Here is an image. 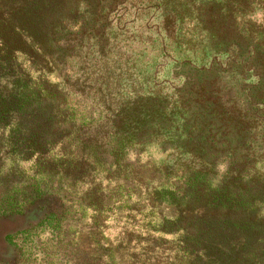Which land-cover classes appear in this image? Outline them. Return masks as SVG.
<instances>
[{
	"label": "trees",
	"instance_id": "1",
	"mask_svg": "<svg viewBox=\"0 0 264 264\" xmlns=\"http://www.w3.org/2000/svg\"><path fill=\"white\" fill-rule=\"evenodd\" d=\"M7 126L89 183L90 264H264V0H0Z\"/></svg>",
	"mask_w": 264,
	"mask_h": 264
},
{
	"label": "rangeland",
	"instance_id": "2",
	"mask_svg": "<svg viewBox=\"0 0 264 264\" xmlns=\"http://www.w3.org/2000/svg\"><path fill=\"white\" fill-rule=\"evenodd\" d=\"M17 1L6 0L11 7ZM200 13L202 18L211 16L204 9ZM165 71L190 75L188 69L173 64ZM8 130L9 126L0 129V137L7 136ZM35 159L16 156L7 140L0 144V264H90L94 237L93 209L86 193L89 183L85 180L82 187L64 188L61 177L45 176L46 165ZM82 196L84 205L80 204ZM51 207L62 209V218L42 224ZM114 212L116 209L108 212L109 229L104 235L110 240L123 230L125 222V218L115 220Z\"/></svg>",
	"mask_w": 264,
	"mask_h": 264
},
{
	"label": "clouds",
	"instance_id": "3",
	"mask_svg": "<svg viewBox=\"0 0 264 264\" xmlns=\"http://www.w3.org/2000/svg\"><path fill=\"white\" fill-rule=\"evenodd\" d=\"M219 167H220L221 169H223V168H224V166H223V165H220Z\"/></svg>",
	"mask_w": 264,
	"mask_h": 264
},
{
	"label": "flooded vegetation",
	"instance_id": "4",
	"mask_svg": "<svg viewBox=\"0 0 264 264\" xmlns=\"http://www.w3.org/2000/svg\"><path fill=\"white\" fill-rule=\"evenodd\" d=\"M7 237V236H6ZM6 239V238H5Z\"/></svg>",
	"mask_w": 264,
	"mask_h": 264
}]
</instances>
